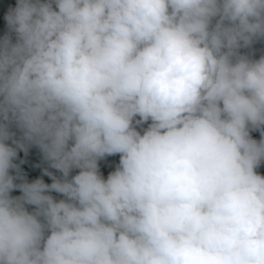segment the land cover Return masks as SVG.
Masks as SVG:
<instances>
[{
    "label": "clouds",
    "instance_id": "1",
    "mask_svg": "<svg viewBox=\"0 0 264 264\" xmlns=\"http://www.w3.org/2000/svg\"><path fill=\"white\" fill-rule=\"evenodd\" d=\"M4 20L0 264H264V0H16ZM33 147L51 183L15 162Z\"/></svg>",
    "mask_w": 264,
    "mask_h": 264
},
{
    "label": "trees",
    "instance_id": "2",
    "mask_svg": "<svg viewBox=\"0 0 264 264\" xmlns=\"http://www.w3.org/2000/svg\"><path fill=\"white\" fill-rule=\"evenodd\" d=\"M16 0H0V36H3L7 31L6 21L4 20V15L7 12L8 8L15 6ZM242 51H249V50H242ZM253 55L255 58H259L260 55L264 54V41L257 42L252 46ZM147 125L145 124L144 127ZM253 137L256 139L260 138L259 132H253ZM21 154L22 151L18 153L16 163L20 164V168L22 172L25 174L26 178L31 181L36 178H42L46 183H51V179L43 174L44 168L48 167L47 163L43 160L42 154L40 153L39 149L33 147L32 154L33 159L31 161L20 163L21 161ZM37 163V164H36ZM119 163V156H112L106 157L104 160L100 161V167L102 173L107 176V173L114 170L116 164ZM36 164V165H35ZM49 171H52L54 174L59 175V173L55 169L49 168ZM75 171L72 174H75ZM261 174H264V164L258 169ZM14 195H18L19 192L16 191L13 193ZM56 198H62L59 194H56Z\"/></svg>",
    "mask_w": 264,
    "mask_h": 264
},
{
    "label": "rangeland",
    "instance_id": "3",
    "mask_svg": "<svg viewBox=\"0 0 264 264\" xmlns=\"http://www.w3.org/2000/svg\"><path fill=\"white\" fill-rule=\"evenodd\" d=\"M23 157H24V159H25L26 161H31V160L33 159V154H32V152H31V150L29 149V152H28L27 155H25V154L23 153ZM36 164H37V163H36ZM36 164H35V165H36ZM52 195L56 196V193H52Z\"/></svg>",
    "mask_w": 264,
    "mask_h": 264
}]
</instances>
